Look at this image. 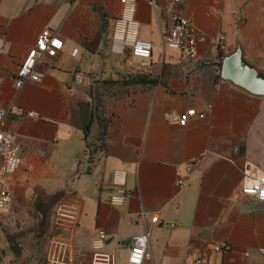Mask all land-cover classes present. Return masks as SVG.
<instances>
[{"label": "crops", "instance_id": "0c3cea01", "mask_svg": "<svg viewBox=\"0 0 264 264\" xmlns=\"http://www.w3.org/2000/svg\"><path fill=\"white\" fill-rule=\"evenodd\" d=\"M121 8L120 0H0V37L10 44L0 56V108L12 105L6 126L23 147L22 168L7 179L11 211L50 205L53 240L69 247L76 264H91L100 231L117 264H128L132 239L146 234L151 249L143 264H194L198 256L203 264H264V203L242 191L247 166L264 175V99L221 80L223 56L237 39L264 71V0H138L140 39L153 46L146 68L130 51L111 53ZM174 16L206 37L197 60L164 47ZM45 29L62 41V51L43 59L41 83L18 91V66ZM78 72L86 76L82 85L74 82ZM123 78L137 85L104 99L106 139L99 141L96 121L85 139L94 93L102 82ZM191 109L205 117L185 128L165 118ZM195 161L201 168L188 172ZM117 170L127 173L122 207L110 204ZM181 179L187 186H179ZM60 213L75 221L57 227ZM49 249L41 239L19 264H44Z\"/></svg>", "mask_w": 264, "mask_h": 264}, {"label": "built area", "instance_id": "2783aa9c", "mask_svg": "<svg viewBox=\"0 0 264 264\" xmlns=\"http://www.w3.org/2000/svg\"><path fill=\"white\" fill-rule=\"evenodd\" d=\"M121 14L113 24L111 53L115 56H123L130 51L132 57L141 61V68L151 65L153 46L151 43L140 39V25L136 18L138 0H120ZM206 37L186 18L174 16L172 27L163 34L164 47L177 51L187 60L199 58V47L205 44ZM63 43L50 30L45 29L37 38L34 46L28 51L26 57L20 62L15 74V88L20 91L27 84H39L42 82L43 74L39 71L43 59H55L62 51ZM10 44L0 37V56L9 54ZM78 51L72 56L76 57ZM1 72V71H0ZM1 75V73H0ZM86 76L78 72L74 76L76 85H82ZM12 105L0 108V215L10 213L14 204V193L7 182L9 177L20 171L23 165V147L18 141V134L15 130L6 126ZM29 118H38L36 113H27ZM170 125L185 128L193 118L205 117L195 109L185 113L169 112L165 115ZM201 168L199 161L191 163L187 167L188 172H195ZM245 183L242 187L244 195L260 203H264V175L252 171L250 167L243 170ZM112 185L116 188V194L111 197L110 204L114 207H122L129 197L126 188L127 173L117 170L112 175ZM187 181L180 180L179 186H187ZM75 221L74 216L67 213L57 215V227L61 228L65 222ZM176 225H171L175 227ZM107 234L100 231L91 243L92 261L91 264H117L115 253H109L107 249ZM69 247L57 240L51 242V246L44 264H76L69 258ZM222 246L214 247V251L220 253ZM150 236L148 234L136 236L132 239V246L128 258V264H143L144 260L150 258ZM264 255V249L260 250ZM245 256H249L246 254ZM194 264H203L202 256H198Z\"/></svg>", "mask_w": 264, "mask_h": 264}, {"label": "rangeland", "instance_id": "374dc122", "mask_svg": "<svg viewBox=\"0 0 264 264\" xmlns=\"http://www.w3.org/2000/svg\"><path fill=\"white\" fill-rule=\"evenodd\" d=\"M52 212L50 205L36 203L0 215V264H19L27 251L32 250L35 243L38 245L41 239L50 247L55 231Z\"/></svg>", "mask_w": 264, "mask_h": 264}, {"label": "water", "instance_id": "95a60500", "mask_svg": "<svg viewBox=\"0 0 264 264\" xmlns=\"http://www.w3.org/2000/svg\"><path fill=\"white\" fill-rule=\"evenodd\" d=\"M221 80L250 97L264 99V71L247 59L240 39L223 56Z\"/></svg>", "mask_w": 264, "mask_h": 264}, {"label": "trees", "instance_id": "16d2710c", "mask_svg": "<svg viewBox=\"0 0 264 264\" xmlns=\"http://www.w3.org/2000/svg\"><path fill=\"white\" fill-rule=\"evenodd\" d=\"M131 85H137L136 81H131L129 79L123 78L117 81H104L101 83V90H96L93 95V103L87 107L86 114V124L84 126L85 139L90 135L91 128L93 123L96 121L99 124L100 134L99 141H103L107 136V128L109 121L105 118L104 115V99L111 96L114 90L119 88H125ZM93 105V106H92Z\"/></svg>", "mask_w": 264, "mask_h": 264}]
</instances>
